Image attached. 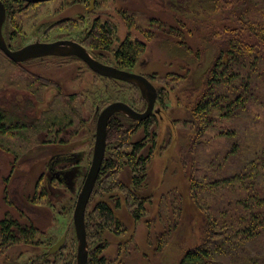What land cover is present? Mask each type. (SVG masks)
<instances>
[{
  "label": "rangeland",
  "instance_id": "1",
  "mask_svg": "<svg viewBox=\"0 0 264 264\" xmlns=\"http://www.w3.org/2000/svg\"><path fill=\"white\" fill-rule=\"evenodd\" d=\"M8 1L3 32L12 50L37 41L79 42L97 19L115 30L111 50L94 54L104 64L120 67L114 53L127 38L144 46L134 68L125 69L146 76L156 87L157 122L137 130L136 121L119 119L128 146L145 144V182L135 189L133 176L139 174L132 175L127 159L118 160V150L132 149L108 145L106 158L117 163L116 181L108 184L126 189L97 188L86 214L90 252L100 248L99 258L106 264H180L215 219L228 228L237 200L252 189L264 192V46L237 20L246 10L239 0H217V13L211 15L184 12V0H96L92 9L91 0ZM253 9L251 20L257 19L264 30V0H256ZM231 40L257 43V65L232 86H216L214 99L242 95L249 100L236 116L223 117L226 112L217 107L199 119L194 110L205 96L210 69ZM248 77L258 89L255 95H246L241 87ZM114 102L138 112L147 109L136 86L100 77L77 58L18 64L0 51V109L8 129L0 135V221L9 217L34 228L29 239L19 237V243L0 247V264H77L74 211L91 167L99 115ZM255 161L263 167L254 171ZM75 168L79 176L69 188L64 175ZM245 170L251 177L242 180ZM236 176L241 178L225 182ZM196 185L203 188L194 190ZM133 194L147 199L139 221L132 214V207L138 210ZM99 202L114 209L117 222L96 240L100 218L93 209ZM65 234L63 248L50 254Z\"/></svg>",
  "mask_w": 264,
  "mask_h": 264
},
{
  "label": "trees",
  "instance_id": "2",
  "mask_svg": "<svg viewBox=\"0 0 264 264\" xmlns=\"http://www.w3.org/2000/svg\"><path fill=\"white\" fill-rule=\"evenodd\" d=\"M2 1L4 2V0ZM9 1L21 4L24 3L22 0ZM216 1L217 0H184V4H182L181 8H183L184 12L194 11L200 14L205 12L209 15L214 10L215 12L213 13H217L218 4ZM239 1L240 7L246 6V10L243 9L244 11L241 14L236 15L237 20L241 24L245 23L244 28L247 32L246 34L250 38L257 41L258 45L260 44L264 46V38L261 36L264 33V30L258 28L259 21H256L257 19L251 20L250 18L253 14V5L256 0ZM249 4L250 6H248ZM5 5L8 10L9 3L8 5L5 3ZM114 33L115 30L113 26L97 19L93 25H91L84 38H82L81 41L76 42L86 47L96 59L102 61L94 54L97 51L111 50ZM230 42L232 43L227 44L226 48L228 51L219 54L216 62L210 69L211 72L208 77L209 83L206 80V83L208 84L204 91L205 96L201 97L194 110L196 115L200 114L198 117L199 119H202L204 114L209 113L217 107L219 111L226 112L223 117L230 118L236 116L237 114H235V112L237 109L245 107L249 100V97L245 98L242 95H237L235 100H231L229 97L224 98L219 95L214 99L215 95L213 90L216 86L221 83L232 86L233 83L240 80L244 71L251 74L255 69V64L257 65L258 55L253 59L256 54L254 52H256L257 43L253 46V42L250 41L238 40L234 42V40H231ZM238 47H241V49ZM143 49L144 46L142 44L133 43L131 38H127L123 41L114 53V58L119 64V68H134L137 57ZM251 60H253L254 63H251ZM251 76H253V74ZM241 85L246 95H250L253 91L254 95L257 94L256 92L258 89L256 88V84L253 83L249 77L243 78ZM222 102H225L226 104H221ZM5 117L2 109H0V135L8 133L6 127L7 118ZM120 117H123L124 120H128L127 117L120 114L111 118L108 124V145L111 146L118 144L119 149H125V147H130L128 146L130 141H128L127 133L121 122L123 119L120 120ZM156 122V117L152 115L144 120L140 126L137 127V130L141 127H144L145 130H147L154 126ZM202 130H204V128ZM144 146V142H137L130 147L132 149L130 153H122L118 150V160L122 161L123 159H127L128 165L133 168V171L131 172L132 175L139 174V176H135V178L133 176L134 182L132 185L135 189H139V187L145 182L148 157L146 158L141 155ZM115 161L116 160L113 159H107L105 156L94 191L99 187L107 192L126 189L121 183L112 185L108 184L109 181H116V179L113 178L116 177L117 173V163ZM257 162L259 161L251 163L254 171L263 167V162L261 166H256L255 164ZM244 174L242 180L246 179L248 176L251 177V174H248L247 170H245ZM237 178L239 179L241 176H236L225 182L231 184L234 183ZM245 186L246 185H244V187ZM257 186L259 185L257 184ZM202 188L203 187L196 185L193 189L196 190ZM131 197L134 199L133 205H136L138 209L135 210L134 207H132V214L134 219L139 221L142 218V212L140 211L144 210L147 199L138 198L134 194L131 195ZM234 208L237 209L231 214V223L227 226L228 228H224L218 219H215L214 222L210 226L208 225L207 229L204 230V236L201 243L194 249L188 250L181 259L180 264H264V192L252 189L249 196L237 200ZM93 212L100 218V223L97 225V232L93 235L94 239L99 240L101 238V232L107 230L108 225L117 222L116 213L106 202L97 203ZM243 212L245 215L242 214ZM86 227L88 240H90L89 234L91 229L89 228V224H86ZM33 233L34 228H28L21 225L18 220L6 217L4 220L0 221V247H7L19 243V237H21V239L22 237L23 239H29V236ZM157 249H159V247ZM100 252V248L96 251L91 250V252L89 248L88 264H106L104 258H99Z\"/></svg>",
  "mask_w": 264,
  "mask_h": 264
},
{
  "label": "water",
  "instance_id": "3",
  "mask_svg": "<svg viewBox=\"0 0 264 264\" xmlns=\"http://www.w3.org/2000/svg\"><path fill=\"white\" fill-rule=\"evenodd\" d=\"M22 1L28 4H39L53 0ZM95 1L96 0H91V9L94 8ZM6 18L7 8L5 3L0 0V50L12 62L20 64L34 59L47 57H74L84 62L91 71L103 78L114 79L136 86L141 91V95L147 105V109L144 112H138L124 102H114L107 106L99 115L96 126V140L91 167L78 196L73 218L76 238L78 241L77 264H88L89 242L86 227V214L105 160L109 121L113 115L118 113L127 116L137 123H141L148 119L154 112L158 99V91L146 76L104 64L96 59L86 47L73 40H59L50 43L37 41L19 50H12L6 41L3 32ZM78 174V168H75L69 173L68 179L66 180L69 188L74 187V179ZM66 240L67 234H65L61 240L50 249V254L61 250L65 245Z\"/></svg>",
  "mask_w": 264,
  "mask_h": 264
},
{
  "label": "flooded vegetation",
  "instance_id": "4",
  "mask_svg": "<svg viewBox=\"0 0 264 264\" xmlns=\"http://www.w3.org/2000/svg\"><path fill=\"white\" fill-rule=\"evenodd\" d=\"M7 14H8V13H7ZM94 57H95V56H94ZM47 58H48V57H47ZM99 61H100V60H99ZM101 62H102V61H101ZM102 63H103V62H102ZM114 67H115V66H114ZM116 67H117V66H116ZM118 68H119V67H118ZM120 69H121V68H120ZM123 70H126V69H123ZM92 72H93V71H92ZM98 76H99V75H98ZM100 77H101V76H100ZM108 79H109V78H108ZM148 79H149V78H148ZM116 81H118V80H116ZM121 82H122V81H121ZM125 83H126V82H125ZM129 106H130V105H129ZM118 114H119V113H118ZM118 114H115V115H113L112 117H114V116H116V115H118ZM153 114H154V113H153ZM153 114H152V115H153ZM120 115L125 116V115H123V114H120ZM152 115H151V116H152ZM151 116H150V117H151ZM112 117H111V118H112ZM125 117H127V116H125ZM127 118H128V117H127ZM128 119H130V118H128ZM110 120H111V119H110ZM131 120H132V119H131ZM141 123H142V122H141ZM141 123H137V126H140ZM107 147H108V137H107ZM106 151H107V150H106ZM105 156H106V155H105ZM69 173H70V171L67 172V173L64 175V179H65V180L68 179V175H69ZM78 176H79V174H78L76 177H78Z\"/></svg>",
  "mask_w": 264,
  "mask_h": 264
}]
</instances>
